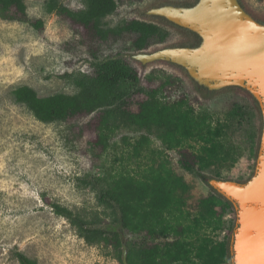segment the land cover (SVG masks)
Listing matches in <instances>:
<instances>
[{"label": "rangeland", "instance_id": "1", "mask_svg": "<svg viewBox=\"0 0 264 264\" xmlns=\"http://www.w3.org/2000/svg\"><path fill=\"white\" fill-rule=\"evenodd\" d=\"M198 0H117V11L106 19L110 28L121 27L132 20L154 22L164 28L169 37L144 52L176 46H195L198 38L191 32L147 12L162 5L189 6ZM247 12L264 23V0H240ZM46 0H26L27 16L14 12L5 17L0 12V264H20L23 253L39 264H122L111 246L89 245L77 230L58 216L54 204H61L83 216L102 214L96 193L83 179L103 174L113 150L107 153L96 146L100 113L81 115L68 122L44 124L13 98V91L23 85L34 88L40 96L77 92L73 79L80 74H92L95 58L120 55L138 71L147 90H159L168 102L187 99L197 110H208L215 119L224 120L235 103L255 107L257 103L244 90H223L205 96L187 72L170 63L143 66L132 58L141 53L132 48L130 36L111 39L94 35L88 28L67 15L48 14ZM72 12L85 8V0H62ZM44 26L39 28L37 23ZM146 94L136 95L130 102L133 111ZM258 113V112H257ZM261 122H258L260 125ZM139 133L120 131L113 143L120 145L123 137L137 138ZM245 135L232 136L229 142L242 144L245 154L230 170L206 172L209 179L245 183L252 178L256 160L247 152ZM154 146L164 149L153 137ZM119 148V146H118ZM117 149V148H116ZM175 171L193 187L191 205L211 194L206 180L185 171L181 154L169 152ZM228 222L236 224V212H229ZM234 231V230H233ZM225 230L219 238L227 237ZM232 264V263H229Z\"/></svg>", "mask_w": 264, "mask_h": 264}, {"label": "trees", "instance_id": "2", "mask_svg": "<svg viewBox=\"0 0 264 264\" xmlns=\"http://www.w3.org/2000/svg\"><path fill=\"white\" fill-rule=\"evenodd\" d=\"M117 9V0H85V8L77 12L67 9L62 0L45 3L48 14L69 16L103 42L130 36L137 52L168 39V32L154 22L132 20L108 27L106 19ZM27 10L26 0H0L5 17L13 12L26 17ZM37 26L42 28L44 23L39 21ZM91 68L92 74L73 79L74 94L43 97L28 85L13 91L14 101L44 124L99 112L96 146L103 153L113 150L102 175L83 179L96 193L103 213L86 217L61 204L53 205L54 212L68 220L87 244L111 246L119 260L125 242L129 264L231 263L230 241L219 234L234 230V222L226 219L233 205L212 189L192 206L193 187L175 171L169 152L181 154L180 164L190 174L206 180V172L214 170L220 178L221 170L232 169L245 154L243 145L231 144L230 137L245 135L247 152L257 157L262 130L259 106L235 103L224 120L215 119L187 99L171 103L160 97L159 90H147L135 67L120 55L96 57ZM140 94L147 97L135 112L130 102ZM122 130L140 135L123 137L120 145L113 143ZM153 137L164 149L154 146ZM17 257L20 264H39L23 253Z\"/></svg>", "mask_w": 264, "mask_h": 264}, {"label": "water", "instance_id": "3", "mask_svg": "<svg viewBox=\"0 0 264 264\" xmlns=\"http://www.w3.org/2000/svg\"><path fill=\"white\" fill-rule=\"evenodd\" d=\"M147 15L191 32L199 42L137 53L132 55L134 60L143 66L159 62L176 65L206 92L244 90L260 108L262 130L252 178L245 183L214 178L206 182L236 212L229 247L231 263L264 264V23L247 12L240 0L162 5ZM122 264H129L125 242Z\"/></svg>", "mask_w": 264, "mask_h": 264}]
</instances>
